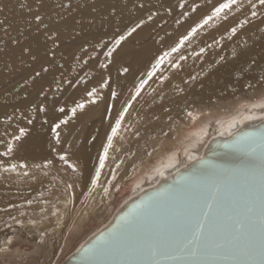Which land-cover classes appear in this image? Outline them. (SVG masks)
I'll use <instances>...</instances> for the list:
<instances>
[{
    "label": "bare ground",
    "instance_id": "1",
    "mask_svg": "<svg viewBox=\"0 0 264 264\" xmlns=\"http://www.w3.org/2000/svg\"><path fill=\"white\" fill-rule=\"evenodd\" d=\"M223 2L71 0L70 9L65 10L56 6L61 0H44L38 10L43 13L45 23L52 27H63L65 23L71 26L73 16L94 18L96 26L84 34L93 43L101 40L110 43L117 29L123 33L141 19L145 23L122 42L107 69L98 67L105 59L103 51L106 49L96 50L98 58L89 59L88 55H82L76 61L72 53H78V45L84 37L73 42L67 39L69 33H62L60 49L54 51L57 52L55 59L64 65L63 69L34 78V72L53 59L45 52L50 45L45 44L41 34L35 33V28L29 25V21L35 23L29 9L37 10V0H0V40L7 44V47L0 45V240L6 238L4 227L11 219L27 211L28 220L37 219L36 216L46 210L44 206L56 199L64 211L55 216L57 222H54L56 224L63 218L64 226L54 229L44 243L49 251L46 264H53L75 219L92 208V197L102 198L107 191L113 190L111 178L117 175L119 182L146 157L154 159L131 182L130 192L108 220L80 244L106 225L127 199L200 156L212 137L233 132L245 122L246 115L264 113V101L255 108L237 107L242 100L249 103L264 97V8L257 4V16L252 17L249 0H239L238 5L225 10L220 18L213 17L198 29L178 52L165 58L140 94L132 100L136 85L147 78L156 58L170 51L195 24L211 14L213 7ZM22 4L25 7H21ZM152 12L156 15L149 21L147 17ZM184 12L188 15L184 16ZM60 16H66V21H61ZM246 19L248 23L241 26ZM232 27L237 28L234 36L230 33ZM21 30L28 38L23 43L33 45L36 60L22 56L19 46L11 44V39H22ZM242 50L243 55L237 58ZM173 63L178 66L173 68ZM122 66H127L129 72L120 75L118 70ZM109 74V86L101 88ZM163 77L166 79L162 80ZM42 87L45 89L43 96L39 95ZM92 88L97 89L95 104L89 103L91 98L87 96ZM112 89L117 93L115 99L111 96ZM129 101L131 104L113 137L104 167L100 169L98 184L91 189L90 178L99 167V156L107 143V135ZM77 103H84L85 107L77 109L73 115L71 109ZM40 104L45 105L46 112H39ZM109 105H112L111 110ZM60 107L65 109L63 113L55 110ZM198 115L202 116L197 119ZM28 119L33 123L28 124ZM59 119L68 120V124L58 129L62 143L57 145L52 139L50 125ZM44 120L48 124H42ZM21 128H25L27 134L20 140L13 139L20 134ZM122 138L124 147L120 148ZM9 143L12 145L10 153L7 152ZM53 147L56 152L52 151ZM65 149H68L69 162L77 165L75 173L59 160L58 153ZM47 160L52 163L44 167ZM12 164L17 165L16 170H7ZM20 164L26 167L21 168ZM144 175L150 181L141 184ZM68 184L73 187L69 189ZM60 187H67L62 195L58 193ZM27 208L44 209L38 212ZM104 208L105 203L95 206L97 212ZM54 222L43 224L42 230L53 227ZM28 234L36 251L44 247L35 230H28Z\"/></svg>",
    "mask_w": 264,
    "mask_h": 264
},
{
    "label": "water",
    "instance_id": "2",
    "mask_svg": "<svg viewBox=\"0 0 264 264\" xmlns=\"http://www.w3.org/2000/svg\"><path fill=\"white\" fill-rule=\"evenodd\" d=\"M254 119H248V117ZM237 129L229 134L212 137L200 156L191 159L179 170L164 175L153 186L130 197L114 212L106 225L87 237L61 264H260V257L248 254L249 237L241 240L240 251L228 252L216 248L227 215L243 212L255 201L259 187L258 159L235 151V134L264 135V113L246 115ZM202 158V163H198ZM196 164V168L193 165ZM195 177L194 183H185V178ZM219 184L220 195L212 199L213 185ZM152 201V206L140 217L131 233L132 239L148 237L156 252L144 251L132 256L86 257L81 245L90 243L102 231L113 228L117 218L125 214L130 206ZM212 202L209 215L203 212L207 202ZM203 223L202 233L197 239V229ZM253 233L258 228L253 225Z\"/></svg>",
    "mask_w": 264,
    "mask_h": 264
},
{
    "label": "snow or ice",
    "instance_id": "3",
    "mask_svg": "<svg viewBox=\"0 0 264 264\" xmlns=\"http://www.w3.org/2000/svg\"><path fill=\"white\" fill-rule=\"evenodd\" d=\"M239 0H224L223 3H220L218 6H215L211 10L210 15H206L199 23L195 24L194 27L188 31L187 35H184L180 38L179 42L176 43L174 47L170 49V51L165 52L163 55L156 58L155 63L152 65L151 70L147 73V78L140 80V82L136 85L135 93L132 96V100H135L136 97L140 94L141 89H143L144 85L147 84L148 80L152 78V76L157 72V70L164 63L165 58L171 56L172 53L178 52V50L184 45L185 41H188L190 37H192L198 29L202 28L204 25L208 24L209 20H212L213 17L220 18L221 13H224L225 10H231L234 5H238ZM44 4V0H37L38 8L37 10L32 11V17L34 20V24L32 21H29V25L35 28V33H39L42 36L43 42L45 44H49L50 47L45 48V52L48 56L53 59L50 61H46L45 65L41 66L40 71L34 72V78H41L42 73H49L52 70L59 71L63 69L64 65L60 64L59 61L55 59L57 52L54 50L60 49V44L62 43L63 36L62 33H69L67 39L70 41L80 40L82 37L83 42L78 45V53L73 52L72 55L79 61L82 55H88L89 59L98 58L96 57L97 49H106L103 51L104 60H101L98 67L100 69H107L109 64H111L113 54L117 52V50L122 46V42L126 41L128 37H130L133 33L137 31V29L141 28V26L145 23L143 19L140 20L134 27L128 28L126 32L120 33L119 29H117V33L113 36L112 40L109 42H105L103 40L93 43L91 40L85 37V33H87L91 28L95 27L97 22L94 18H88L81 16L77 18L73 16L71 26L67 23L63 27L57 25L56 27L50 26V24L45 23V18L43 13H41L38 9L42 7ZM249 4L253 9L251 11V16L256 17L257 4L264 8V0H257L256 3H253L252 0H249ZM71 0H68L67 3L64 0H61L60 4H57V7H61L65 10L70 9ZM21 7H25V5H21ZM143 8V4L140 6ZM181 8L184 7L183 3L180 5ZM195 7H193V11H195ZM71 11H75V8H71ZM92 11H95L93 8ZM70 14V12H69ZM156 13L152 12L148 15L147 19L149 21L152 20L153 16ZM184 16H187L188 13L184 12ZM59 19L61 21H66V16H60ZM2 23V22H0ZM179 23V21H177ZM248 23L247 19L241 22V26L243 24ZM7 30L5 29V32ZM264 31V29H262ZM237 28L232 27L230 29L231 35H236ZM21 40L11 39L12 45H17L20 48V54L22 56L30 57L31 60H36L37 55L34 51V47L32 44L23 43L24 40L28 38L24 36L23 30L20 32ZM219 43V41H217ZM0 45L3 47H7V44L0 40ZM89 49H92V52L89 53ZM200 52L203 53L204 49L201 48ZM234 55H237L234 53ZM243 55V50L237 58ZM181 60L184 59L183 56L180 57ZM221 59H224L221 57ZM88 61L85 60V63ZM178 65L173 63L172 67L175 68ZM119 74L123 75L129 72V68L127 66H122L119 70ZM166 79V77H163ZM194 80L195 77H192ZM111 80V74L107 78L104 79L103 83L100 85L101 88L109 86V81ZM39 95H45V89L42 87ZM87 96L91 98L89 103L95 104L97 96V89L92 88L87 92ZM111 96L113 99L116 98L117 93L115 89H112ZM129 104L126 105L123 111L119 114V117L116 119L115 124L111 126V133L107 135V143L104 145L103 152L99 156V167L96 168L94 175L90 178V188L94 189L99 181L100 177V169L104 167L105 160L107 158V153L109 148L112 146L113 137L117 134L118 129L120 128L121 121L124 118V114L128 111ZM85 107L84 103H77L75 107L71 109L73 115L76 114L77 109H83ZM109 110H111L112 105L108 106ZM39 112H46L47 109L44 104H40L38 107ZM56 111L63 113L65 109L63 107L55 109ZM248 119H254V117H248ZM28 124H32L33 120L28 119ZM42 124H48L47 120H44ZM68 120L59 119L58 122L52 123L50 125V130L52 133V139L55 140L57 145L62 143L61 141V132L58 129L61 128V125H67ZM19 135L14 136L13 139L20 140V138L26 135V129L21 128L19 130ZM233 148L235 151L243 153L248 156L252 160L258 159L259 166V187L258 194L255 201L250 202L243 212L234 211L232 214L227 215L226 222L223 226L222 233L220 235L219 241L216 244V248L222 251L235 252L240 251L241 240L244 237H249V241L246 245L248 254H255L260 257V264H264V135H260L259 137L249 134L242 135L240 133L235 134V140L233 143ZM12 151L11 143L7 146V152L10 153ZM53 152H56V148L53 147ZM59 160L63 162L69 169L72 170L73 173L77 171V165L69 162L68 159V149H65L62 153H58ZM51 160H47L44 164V167H47L51 164ZM198 163H202V158ZM20 167H26L24 164H20ZM36 167H40V165H36ZM17 168L16 164H12L10 166L11 171H15ZM193 168H196V164L193 165ZM27 175V173H25ZM195 177H187L185 178V183H194ZM67 187L71 189L73 187L72 184H68ZM214 191L212 192V199L216 200L220 195L221 187L219 184H215L212 186ZM107 191V189H105ZM31 203V202H29ZM152 206V201L149 200L139 206L132 205L129 210L123 214L121 217L117 218L116 224L113 228L108 229L107 231H102L99 235H96L95 238H90V243L86 242V244L81 245L78 251H81L86 257H102V256H132L140 252L150 251L153 255L156 252V248L152 240L148 237H144L142 239H132L131 233L135 229L140 217ZM212 208V202H207V209L203 212V215L207 217L209 215V211ZM20 223V221H17ZM253 225L258 228V233H253ZM203 229V223L197 229V239L200 238ZM8 243L11 244V238H9ZM105 264H118V262H105Z\"/></svg>",
    "mask_w": 264,
    "mask_h": 264
},
{
    "label": "rangeland",
    "instance_id": "4",
    "mask_svg": "<svg viewBox=\"0 0 264 264\" xmlns=\"http://www.w3.org/2000/svg\"><path fill=\"white\" fill-rule=\"evenodd\" d=\"M264 101V97L259 98L254 101H250L249 103L244 102V100L240 101L238 104V108H248L252 106L259 105V103ZM241 113V112H240ZM202 115H198L197 119ZM222 117V119H224ZM221 120V119H220ZM217 123L214 122V125ZM207 130L211 129L208 125ZM123 137V136H122ZM191 137L193 135L191 134ZM204 141V140H203ZM124 138H122V143L120 144V148L124 147ZM122 146V147H121ZM118 147V145H117ZM113 152V151H112ZM154 159L150 157H146L142 162H140L136 168H134L133 172L130 175L123 176V179L117 182L118 176H114L111 178L110 183H114V188L112 191H107L104 197H92V208L90 210L83 213L82 216H78L75 219V223L73 227L68 231L65 236L64 243L61 249L58 252L53 264H61V262L81 243V241L94 230H96L100 225L104 224L108 217L112 214L113 210L117 207L120 201L123 200L124 197L130 192L132 188L131 182L141 175L150 163L152 164ZM119 165V163H118ZM156 165H154L155 167ZM153 167V168H154ZM115 171V169L113 170ZM141 184L147 183L149 177L147 175L143 176ZM67 191V187L58 188L59 194H64ZM106 204V208L102 211H96V204ZM65 205V204H64ZM59 204L54 199L49 205H45L44 212H40L39 215L36 216L37 219L28 220V212H25L24 215L19 216L17 218L11 219L8 224L4 227L5 239L0 240V264H46V261L49 257V251L44 246L45 239L53 232L54 229H59L64 226L63 218L59 219L58 223L55 224L54 218L55 216L63 214L64 210L59 208ZM39 209L40 210H43ZM18 210H22L24 208H17ZM28 210L38 211L35 209L27 208ZM65 209V208H64ZM38 211V212H39ZM20 214V213H18ZM20 221V223H17ZM55 221V222H54ZM54 222V226L49 228L48 230H42L43 224ZM53 224V223H52ZM63 224V225H62ZM58 226V227H57ZM28 230H35V232L40 236V242L43 244V248L36 251L33 243L30 241L32 237L28 234ZM9 238H11V244L8 243ZM6 240V241H5ZM50 241V240H49Z\"/></svg>",
    "mask_w": 264,
    "mask_h": 264
}]
</instances>
